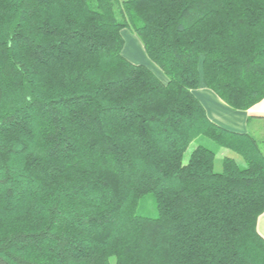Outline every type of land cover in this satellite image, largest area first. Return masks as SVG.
Masks as SVG:
<instances>
[{"label": "trees", "instance_id": "obj_1", "mask_svg": "<svg viewBox=\"0 0 264 264\" xmlns=\"http://www.w3.org/2000/svg\"><path fill=\"white\" fill-rule=\"evenodd\" d=\"M201 85L264 99V0H0V264H264V155Z\"/></svg>", "mask_w": 264, "mask_h": 264}, {"label": "crops", "instance_id": "obj_2", "mask_svg": "<svg viewBox=\"0 0 264 264\" xmlns=\"http://www.w3.org/2000/svg\"><path fill=\"white\" fill-rule=\"evenodd\" d=\"M124 46H125V42H124ZM134 50L136 51V49ZM124 57L132 63L139 64L137 63L138 61H135L134 57L132 56H131L132 59L126 56ZM193 93L202 104L209 120L228 130L248 133L252 135L257 142L259 140L264 141V99H262L260 102L250 107L248 110L242 111V110L231 109L221 99H219L211 90L207 89L202 85L198 87V89L194 90ZM261 152L263 153V151ZM226 154H228V151L226 149L220 148L219 150L220 157L222 158ZM221 158H219L218 156L219 160H221ZM215 161H216V155H215ZM256 231L264 239V212L260 214L257 218Z\"/></svg>", "mask_w": 264, "mask_h": 264}, {"label": "rangeland", "instance_id": "obj_3", "mask_svg": "<svg viewBox=\"0 0 264 264\" xmlns=\"http://www.w3.org/2000/svg\"><path fill=\"white\" fill-rule=\"evenodd\" d=\"M123 31H122V37H123L124 42H125V46H124L125 49L123 47L124 56H126L130 59H132V57H134L135 61H138L137 63L145 65L146 67H148L159 78H164V75L162 74L161 70L154 63H152L149 59L147 60V56H146L145 52L142 50V44H141L139 38L134 33H131L127 29H123ZM134 49H136V51ZM198 143L215 152L216 161L214 163V171L219 172L221 170V160L218 159V156H219V158H221L219 155L220 148L217 147L212 141H210L209 139H207L205 137H198L195 141H193L190 144V146L188 147V151L185 153V158L187 157V155L189 154L191 149L194 146H196V144H198ZM258 143H259V146L261 148V151H263V154H264V141L259 140ZM237 160L240 162L238 156H237ZM138 212L141 214L150 215V216H154L156 214L154 199H153V196L151 194L145 195L140 200V203L138 206Z\"/></svg>", "mask_w": 264, "mask_h": 264}]
</instances>
